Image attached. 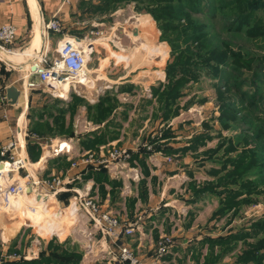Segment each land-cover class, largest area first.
<instances>
[{"label": "crops", "instance_id": "crops-1", "mask_svg": "<svg viewBox=\"0 0 264 264\" xmlns=\"http://www.w3.org/2000/svg\"><path fill=\"white\" fill-rule=\"evenodd\" d=\"M81 1L93 2L0 0V25L11 23L16 28L15 40L0 53V163L4 161L1 147L10 140H15L18 141L16 148L10 154L13 158L21 157L26 161L25 168L16 172L19 180H26L27 186H32L33 181L43 184L54 178L62 182V190L54 194L45 186H32L30 195L21 193L10 200L8 207V202L3 201L4 207L0 203V256L4 257L2 264L39 262L42 256L50 258L53 264L59 258L63 260L66 257L64 253L77 255V264H121L115 262L120 245L129 247L144 264H239L237 258L246 248L244 240L231 242L229 250L213 243L220 237L235 235L241 229L248 230L249 225L257 220L256 216L245 220L243 224H237L240 221H235V218L239 214H234V209L223 215H215L220 207L218 199L217 206L211 209L205 224L217 223L223 218L228 220L226 219L221 229L206 231L205 228L201 229L203 226L193 209L205 196H217L213 191L195 192L194 186L198 188L202 185L194 181L191 170V163L199 160V153H207L206 146L212 139H205L202 145L193 150V138L207 134L208 129L212 130L213 127L204 123L205 129L202 131L192 128L194 124L189 123L186 125L192 130L186 133L182 131L185 127L182 124L183 112L192 113L194 104L202 107L205 103L195 102L193 94H190L191 84L196 82L187 84L183 96L177 99L173 111L164 119L159 103L153 96V89L162 90L166 85V66L163 71L157 72L160 77L152 83L138 81L139 75H133L136 70L126 72L123 77L111 78L106 74V68L112 74L118 73L116 65L119 61L114 64L113 71L110 57L114 56L116 60L125 62L127 57L116 53H111L109 57L106 54L99 65H93V68L84 70L83 73L86 85L103 81L106 86L96 88L90 94L85 90L78 94L71 91L66 98L54 96L47 90L38 77L30 72V66L22 67L33 54L34 65L43 66L41 58L49 60L55 56L57 44L62 37L75 34L84 36L83 31L75 32V29L70 28L76 12L77 16L85 15L80 12L81 7L86 5ZM86 12L88 13V8ZM144 16L141 15L137 22ZM54 19L59 21L61 32H44L42 24ZM84 24H80L82 27L79 30L85 27ZM139 26L144 31L145 24ZM140 34L141 30L137 36L133 35V41L140 39ZM146 47L149 46L141 48L148 53V57L154 60L151 58L154 55L157 58L159 52L156 45L149 51ZM145 62L149 64L148 59ZM88 71L92 73L90 77ZM97 73L106 75L101 77ZM145 73L144 75L142 71L141 77L148 80L149 71ZM9 86L20 91L19 98L13 105L8 104L5 99V91ZM58 93L63 95L61 91ZM92 98L93 102L90 101ZM183 98L187 101L183 102ZM101 102L112 106L109 113L102 115L99 109ZM126 121L127 132H123V123ZM63 143L70 148L69 153L58 149ZM112 147L125 150L127 157L106 168L99 161ZM87 155H91V161L85 163L82 159ZM208 156L209 153L205 158L213 160ZM74 162H77L75 167L71 165ZM133 170L139 174L137 181L131 179ZM2 179L3 176L0 175V183ZM183 185L189 195L184 199L177 197L179 201L173 199L172 196ZM85 191L102 212L115 216L126 226L130 225L133 233L120 236L113 242L93 229L92 224L88 225L85 219L87 217L76 211L73 203L77 192ZM36 192L43 196L40 201H36L33 195ZM43 210L45 215H41ZM16 215H19L20 221L26 220L25 223L35 227L30 237L23 238L24 231H21L19 222L16 234L10 236L9 229L14 228L11 221L14 222L12 218ZM145 219L149 220L146 222ZM176 222H180V227L174 226L177 225ZM1 225L4 226L2 232ZM161 227L164 228L163 232L170 235L157 230ZM145 229H150L154 243L145 235ZM35 230L38 233L44 232L45 236L38 235ZM165 236H175V243L162 257H157V243ZM147 242L150 246L146 247ZM246 242H253V238ZM140 248L148 249L147 253L141 254ZM226 258L231 259L227 262Z\"/></svg>", "mask_w": 264, "mask_h": 264}, {"label": "rangeland", "instance_id": "rangeland-1", "mask_svg": "<svg viewBox=\"0 0 264 264\" xmlns=\"http://www.w3.org/2000/svg\"><path fill=\"white\" fill-rule=\"evenodd\" d=\"M141 1L145 2V0ZM203 1L204 4H208L209 7L206 5L201 6L198 13L191 10L196 6V3L201 4ZM261 1L263 7L256 13L258 18L257 22L255 23V20L251 19V16L246 18L244 23L241 24L240 29H245L244 33L242 32L243 30L237 28L239 21L236 20L238 16L236 6L234 5H230V7L225 8L226 10L220 11L221 0H169L165 6H161L160 4V8L165 7L166 11H168L166 15H169L170 19L163 20V18H161L162 20L160 19L159 23L176 25L177 29L174 26L172 28H166L167 31L165 36L162 35L159 29V23L156 21L157 19H155L157 16H155L154 13L160 11L156 6L136 11V4L134 2H121L116 9L113 11L111 10L110 13H97L96 16L93 17L86 12L88 5H84L81 7L83 10L81 9L80 12H84L85 15L81 16L80 14V16H77L78 13L76 12V15L73 17L76 25H74L73 21H70L73 22V25H71L70 28L71 30L75 29V32L83 31L85 37L82 34H75V36L70 37L79 38L81 40L86 38L88 42L92 43L93 46H96L91 59L86 65L85 71L93 68V65H99L101 62L100 60L104 59L106 54L109 57L111 53L126 56L127 62L119 59L116 60V57L114 56L110 57L109 61H112V70L114 64L116 65V63H118L117 61H119L118 65H116L117 69H119L118 73L112 74V72L110 73V69L106 68L108 70L106 74L111 78L119 76L123 77L127 74L126 72L136 70L133 75H139V78L137 79L138 81H144V83L145 81H148L149 83H152V81L156 82L158 77H160L157 72L163 71L165 66L173 60L174 54H176L174 49H172L171 44L173 43L178 44V51L184 53L183 61L189 63V59L192 57L190 63L192 66L194 63H197L193 68L198 77V81L196 84H191L192 90L190 91V94H193V100H195V102L198 103L204 101L205 103L201 105L202 107L198 104H194V106H192L194 112L192 113H187V111L183 112L182 119L184 121H182V124H185V127L182 128V131L186 133L191 131L192 128L195 129V127L203 131L205 129V124L209 127H213L212 130L208 129L207 131V134L212 139L206 146L208 151L210 149L215 150L213 160L205 158L207 153L198 152L199 160H196L197 162L195 163H191V170L194 173V181L199 183V185H205L206 182L214 180L215 175H212L211 170H217L219 168V163L223 159L224 161L227 160V158L234 159L235 155L243 148H254L261 145V152L264 148V120L262 117L259 119L260 121H257L255 118L258 109L264 111V35H255L259 29L264 31V0ZM92 3L97 4L98 1L93 0ZM150 11H152L155 17ZM141 15H145L144 17L150 20V23L144 26V31L140 29L141 27L139 26L141 25V20L140 23L137 22ZM81 23H85L84 25L86 28L83 27V29L81 28L79 30V27H82V25H80ZM249 29H251V31H249ZM139 30H141L140 39L133 41V31L138 33ZM146 30L149 32L146 33ZM156 44L166 46L168 55L165 61L159 62V59L155 58L154 55L151 57L154 58V60L150 59L148 53L141 48L142 46H149L148 48H145L149 51ZM97 46H99V49ZM196 52L198 53V57L195 59L193 58V54L197 56ZM249 55L253 57L244 60V58H247ZM147 59L149 60V64H146L145 62ZM217 60L220 62H216ZM261 66L263 69L259 71ZM147 70L149 71V79H142V71L145 75ZM87 74H89V77L92 75L89 71ZM97 74L101 77L106 75L104 73ZM225 79L228 84L224 86L225 89H223L222 81ZM104 86L106 85L103 81H100L96 83L90 82L86 87L79 86L78 88L80 91L85 90L87 94H90L93 93L96 88H103ZM219 90L222 93H225L224 99L228 102L226 104H229V107L232 109L229 113L225 111L222 113V119L228 118V121H226L227 123H225L228 125L223 128L221 127V121L219 120L221 109L218 105L220 106L222 103L217 99V92H219ZM237 90L239 92H236ZM242 94L246 100H240L242 99ZM185 99L186 98H183V102L187 101ZM118 118H121V116ZM134 120H136V118ZM127 121L123 123L125 124L123 132H127ZM189 123H193L194 127H187L186 124ZM257 129L261 130L263 135L260 141L255 138V130ZM243 138L244 141L247 142H244ZM227 139H229V142L233 147L234 145L236 146V150L229 151V153L226 154L225 149L227 143L221 142L226 141ZM201 150H203V148ZM261 165L262 167L260 170H255V172L248 177L251 178V180L255 179L263 194H256V197L259 198L258 204L242 205L239 212H237L239 216L235 218V221H240L237 224H243L245 223V220H249L251 217L255 218L254 216H256V219L264 216V152L261 154ZM15 175L16 172H9L7 175L9 180L6 177L5 182L10 181L11 184L19 185V182L23 183L26 181L24 180L22 182L18 179L17 175L16 177ZM13 178H17V180H14ZM6 185L3 183L2 186L6 187ZM183 186L179 187L180 190L177 189L176 194L172 196L173 199L178 200L177 197H183L182 199H184L189 195L186 193V187ZM0 188L3 189L1 186ZM230 188H234L232 183H230ZM219 190L221 191V188L216 189V191ZM241 197H244V195ZM256 197L252 196V198ZM5 198L4 200H6ZM218 199L219 198L216 195L205 196L204 200L198 202L197 205L193 207L198 216V221L201 226H203L201 229L205 228L206 231L209 229H221L224 226L226 219L228 220V218H223L224 220L217 223L205 224L206 219L210 216L211 209L217 206ZM180 203L182 202L180 201ZM42 214L45 215L44 210L41 215ZM18 217L19 215H16L15 218L11 217L12 220H14V222L11 221L14 228L9 229L10 236L12 237L16 234V229L19 228L17 224L19 222L21 223V231H24L22 235L23 238L27 236L30 237L31 232L35 227L31 224L25 223L26 220L20 221V218ZM81 219L82 221H85V219L87 221V218L84 219V217H81ZM148 220L149 219H145L146 222ZM66 223L67 222H65V225ZM121 223L124 224V222ZM176 223L177 225L174 226L176 228L180 227V222L179 224L178 222ZM42 224L43 223H41V225ZM87 224L91 225V222H87ZM1 227L2 232L4 226L1 225ZM150 229H145L144 233L150 238L149 240L154 243V239L150 234ZM163 229L164 228L161 227L157 230L163 232ZM135 232L139 235L137 230H135ZM164 233L165 232L162 234ZM37 234L45 236L44 232L39 231ZM164 235L170 234L165 233ZM172 238L174 244L175 236ZM147 246H150V243L147 242L146 247ZM147 250L148 249L140 248V253L145 254L147 253ZM230 259L226 258L225 261L228 262ZM190 261L193 262L192 260ZM115 262L118 263L117 255Z\"/></svg>", "mask_w": 264, "mask_h": 264}, {"label": "trees", "instance_id": "trees-1", "mask_svg": "<svg viewBox=\"0 0 264 264\" xmlns=\"http://www.w3.org/2000/svg\"><path fill=\"white\" fill-rule=\"evenodd\" d=\"M98 3H92L91 1H81L82 4L88 5V13L91 15L96 16L98 13H105L108 14L116 9V7L121 2H134L136 4V11L141 9H149L154 6L160 10L159 12L152 13V15L157 19L158 23L159 20L163 18V20L170 19L169 15H166L168 11H166L165 7L160 8L161 6H165V4L168 3L166 0H145V2L141 0H97ZM171 1V0H170ZM178 1V0H175ZM182 1V0H181ZM261 0H221L220 2V11L226 10L225 8L230 7V5L236 6L237 11V18L236 20L239 21V25L237 28L240 29L241 24L244 23L246 18H249L252 16L251 19L255 20V23L257 22V16L256 13L262 9L263 5L261 3ZM181 3V2H179ZM203 3V4H202ZM201 4L196 3V6L192 8V11H195L198 13V10L201 6L206 5L209 7L208 4H204V1ZM82 6V5H81ZM152 10V9H150ZM147 11V10H146ZM250 19V20H251ZM162 20V19H161ZM249 20V21H250ZM253 20V21H254ZM148 21L147 18L141 19V25L143 23H146ZM252 21V22H253ZM176 27V25H170L169 23H159V29L163 36L166 35V28H172ZM242 28V27H241ZM258 29V28H257ZM242 32L245 33V29ZM238 30V31H240ZM251 31V29H249ZM161 35V36H162ZM256 36H263L264 31L259 29L257 33H255ZM172 49H174L173 60H171L165 68V76L167 83L164 85V88L160 90L159 88L153 89V96L156 97L157 102L159 103V108L162 112V117L166 119L169 114L173 111L174 106L177 104V99L180 96H183V91L185 90L187 84L189 82H197L198 77L195 74L193 66L197 63H194V65H191V59H189V63L186 61H183L184 53L179 52V45L178 44H171ZM156 50L159 52V55L157 56V59H159V62L165 61L168 55V50L166 46L164 45H158L156 44ZM172 52V50H171ZM196 55L193 54V58L198 57V53L196 52ZM253 56L245 57L244 60H248ZM194 59V61H195ZM220 62V61H216ZM262 66L260 67L259 71L262 70ZM213 75V74H212ZM216 75V73H215ZM218 77V76H216ZM222 78V77H219ZM222 87L225 89L224 86H226L227 80L222 81ZM220 89V88H218ZM238 89V88H237ZM236 92H239L238 90ZM227 95V94H226ZM225 93H222L220 90L217 92V99L219 102H222L220 105V117L219 120L221 121V127H227L228 124L226 121H228V118H221L223 111L228 112L232 110L229 107V104H226L228 102L224 99ZM240 100H246L244 95L242 94V99ZM225 101V102H224ZM251 105V104H250ZM110 104H99V109L102 115H105V113H109L111 110ZM263 118L264 120V111L258 109L257 116H255L257 121H260V118ZM221 118V119H220ZM225 124V125H224ZM263 137L261 130L257 129L255 130V138L260 141ZM207 138H210L208 134H200L193 138L192 142V148L193 150H196L198 146L203 144V141ZM211 139V138H210ZM244 141V138H243ZM227 143L226 146V154L229 153V151L236 150V146L231 145L229 142V139L226 141H223L221 143ZM247 142V141H244ZM215 150H207V153H209V158L213 159ZM264 152V148L261 152V145L256 146L254 148H243L241 149L234 157V159L227 158V160L224 161V159L219 163V168L217 170H211L212 175H215L214 180L211 182H207L205 185H202L198 188H193L195 192H202V191H213L214 194H217L219 200L220 207L218 208L215 215H223L229 210H233V213L236 214L239 210V207L242 205H251V204H258L259 198H257L256 194L261 195L263 194L261 191V188L258 187L255 179L251 180L248 176H251L252 173L255 172V170H260L261 165V154ZM206 153V152H205ZM230 183H232L234 188H230ZM260 183V182H259ZM264 187V186H263ZM221 188V191H216V189ZM264 190V189H263ZM244 195V197H241ZM252 196H255L256 198H252ZM253 238V242L249 243L246 242L247 239ZM213 244L218 246L225 247V250H229L231 247V242H234L235 240H244L246 243V248L243 249L242 253L238 256L237 262L239 264H247L248 262H252L255 264H263L264 263V216L262 218H259L252 222L248 230L241 229L238 233L235 235H230L227 237H220L216 239ZM211 246V245H210ZM213 246V245H212ZM213 250V249H212ZM225 251H223L224 253ZM64 253V252H63ZM65 254V258L62 260L59 258V260L54 261L53 264H77V261L79 260V257L75 254ZM50 258H46L44 256L41 257L39 262H31L27 264H52L49 260Z\"/></svg>", "mask_w": 264, "mask_h": 264}, {"label": "built area", "instance_id": "built-area-1", "mask_svg": "<svg viewBox=\"0 0 264 264\" xmlns=\"http://www.w3.org/2000/svg\"><path fill=\"white\" fill-rule=\"evenodd\" d=\"M44 32L60 33L61 25L58 20L54 19L42 24ZM16 38V28L11 23H4L0 25V50H5L9 45L13 43ZM94 53V46L88 42L86 38L81 40L70 36H64L58 42L55 56H52L49 60L46 57L41 58V62L44 64L35 65V74L42 85L53 93L54 96L66 98L69 92L73 91L79 93V86L86 87V84L81 79V72L84 73L88 61ZM67 86L66 96L58 93L59 89H63ZM94 98L90 99L93 102ZM18 141L10 140L1 147V156L4 158L2 163L10 166L9 172H17L20 169H24L26 161L24 158H13L10 152L16 148ZM60 151L65 150L69 153L70 148L66 143L60 144ZM127 157V152L123 149L112 147L99 161L100 165L108 168L110 164L118 163L122 159ZM83 162L88 163L91 161V155H87L82 159ZM73 167L77 166V162L71 164ZM119 172H117L118 175ZM133 175L131 179L133 181L139 180V174L135 170L132 171ZM126 177V176H125ZM128 178V177H126ZM7 179L9 180L8 176ZM12 180V179H11ZM7 182V181H6ZM27 182L14 185L7 182L6 187L0 189L1 195L9 199L24 193ZM26 185V186H25ZM32 186H45L51 194H54L62 190V182L58 178H54L50 181L40 183V181H33ZM31 186V187H32ZM75 204V210L83 213L87 217V221L91 222L93 229L101 233L104 237H107L111 241L115 242L120 236H129L133 233V228L121 223L115 216L102 212L99 206L93 201L89 194L80 192L73 198ZM173 246V240L170 237H162L156 247V256L162 257L169 247ZM91 254L90 251L87 252ZM118 262L121 264H144L139 260L127 246H118ZM4 261V257L0 256V264Z\"/></svg>", "mask_w": 264, "mask_h": 264}, {"label": "water", "instance_id": "water-1", "mask_svg": "<svg viewBox=\"0 0 264 264\" xmlns=\"http://www.w3.org/2000/svg\"><path fill=\"white\" fill-rule=\"evenodd\" d=\"M137 32L133 31V35H136ZM34 59H35V55H31V57L25 61L23 64H22V67H26V66H30V72L31 73H34L36 71V66L34 65ZM6 95H5V99L7 101L8 104L10 105H13L17 102V99L19 98V95H20V91L15 88L14 86H9L6 88ZM3 163L1 162L0 163V170H1V167H2ZM30 193H32V188L31 186L27 188V191H26V194L27 195H30ZM35 197L38 199H42L43 196H41L39 193H35Z\"/></svg>", "mask_w": 264, "mask_h": 264}, {"label": "bare ground", "instance_id": "bare-ground-1", "mask_svg": "<svg viewBox=\"0 0 264 264\" xmlns=\"http://www.w3.org/2000/svg\"><path fill=\"white\" fill-rule=\"evenodd\" d=\"M138 21V20H137ZM138 23H140V22H138ZM148 23H150V20L148 19V21H146V23H144L145 25H148ZM35 48H37V46H35ZM35 48H34V50H35ZM38 50V49H37ZM36 50V51H37ZM0 53H1V50H0ZM81 79L83 80V82L86 84V82L84 81V76H83V72H81ZM58 91H61L62 93H63V95L64 96H66V91H67V86H64L63 87V89L61 88V89H59ZM10 166H8L7 164H4L3 163V165H2V167H1V170H0V175L1 176H3V183H5V185H6V182H5V179H6V177H7V175H6V173L8 172V171H10ZM16 177V176H15ZM2 180H1V183H0V186L2 187V188H4V186H2L3 184H2ZM11 180V179H10ZM14 180H17V178L16 179H14ZM8 183H11L10 181H8ZM26 186V185H25ZM28 187H30V186H27V187H25V191H24V193L23 194H26V191H27V188ZM1 189V188H0ZM33 195H34V197H35V193H33ZM18 196V195H17ZM15 197V196H14ZM14 197H10V199H6V200H4V196L2 195V200L0 199V203H1V206L2 207H4V202L6 203V202H8V204H7V206L6 207H8L9 206V204L11 203V201L13 200V198ZM35 199H36V201H40L41 199L40 198H36L35 197ZM11 200V201H10ZM4 201V202H3Z\"/></svg>", "mask_w": 264, "mask_h": 264}]
</instances>
